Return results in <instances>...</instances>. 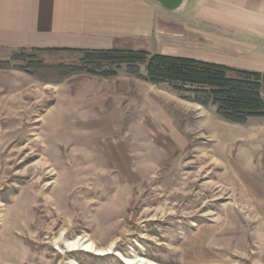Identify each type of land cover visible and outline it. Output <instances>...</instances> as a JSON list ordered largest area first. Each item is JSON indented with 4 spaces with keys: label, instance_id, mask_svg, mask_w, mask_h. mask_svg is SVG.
<instances>
[{
    "label": "rangeland",
    "instance_id": "rangeland-1",
    "mask_svg": "<svg viewBox=\"0 0 264 264\" xmlns=\"http://www.w3.org/2000/svg\"><path fill=\"white\" fill-rule=\"evenodd\" d=\"M125 259L264 264V117L228 123L124 68L0 70V264Z\"/></svg>",
    "mask_w": 264,
    "mask_h": 264
},
{
    "label": "crops",
    "instance_id": "crops-1",
    "mask_svg": "<svg viewBox=\"0 0 264 264\" xmlns=\"http://www.w3.org/2000/svg\"><path fill=\"white\" fill-rule=\"evenodd\" d=\"M0 0V50L146 51L236 69L264 68V0Z\"/></svg>",
    "mask_w": 264,
    "mask_h": 264
},
{
    "label": "trees",
    "instance_id": "trees-1",
    "mask_svg": "<svg viewBox=\"0 0 264 264\" xmlns=\"http://www.w3.org/2000/svg\"><path fill=\"white\" fill-rule=\"evenodd\" d=\"M121 68L129 76L169 87L187 102L214 109L228 123L264 117V72L140 50L22 48L0 60V70L15 69L43 82L80 74L112 78Z\"/></svg>",
    "mask_w": 264,
    "mask_h": 264
},
{
    "label": "water",
    "instance_id": "water-1",
    "mask_svg": "<svg viewBox=\"0 0 264 264\" xmlns=\"http://www.w3.org/2000/svg\"><path fill=\"white\" fill-rule=\"evenodd\" d=\"M169 13L179 12L189 0H151Z\"/></svg>",
    "mask_w": 264,
    "mask_h": 264
},
{
    "label": "bare ground",
    "instance_id": "bare-ground-1",
    "mask_svg": "<svg viewBox=\"0 0 264 264\" xmlns=\"http://www.w3.org/2000/svg\"><path fill=\"white\" fill-rule=\"evenodd\" d=\"M67 247L71 250H76V249H84V250H96V248L90 244V243H85V241H82L81 239L80 240H77L71 244H68ZM100 251V250H99ZM101 252H103L101 250ZM126 263L127 264H151L149 262H145V261H142V260H128V259H125Z\"/></svg>",
    "mask_w": 264,
    "mask_h": 264
}]
</instances>
